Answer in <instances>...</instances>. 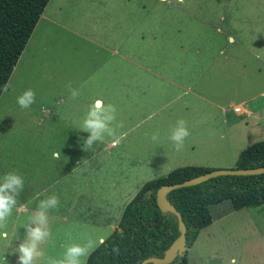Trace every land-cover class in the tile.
Returning a JSON list of instances; mask_svg holds the SVG:
<instances>
[{
  "label": "rangeland",
  "instance_id": "1",
  "mask_svg": "<svg viewBox=\"0 0 264 264\" xmlns=\"http://www.w3.org/2000/svg\"><path fill=\"white\" fill-rule=\"evenodd\" d=\"M194 1L189 6L202 13L212 0H196L195 5ZM98 31L101 38H114L115 28L101 27ZM121 36L132 40L130 32L127 36L117 31V37ZM78 38L62 31L47 56L42 50L37 52L41 43L38 40L19 63L16 80L11 81L12 90L9 87L12 96L5 90L1 97L0 176L16 171L24 177L25 186L18 198L20 206L4 229L8 239L0 238V264H17L13 250L24 236L21 225L36 210L37 194H42L40 198L53 194L59 197V207L49 212L51 239L42 247L47 256L60 258L69 243H82L89 238L99 242V237H108L119 223L126 199L144 182L192 162H212L199 153L175 156L173 143L161 136L152 141L155 130L152 124H137L135 110L130 107L133 99L126 92L125 82L129 77L133 86L140 85L138 80L141 77L144 80L148 73L136 64L115 58L108 47H90ZM164 44L151 42L148 54L144 51L143 61L137 62L160 67V54L162 64L166 59L172 63L174 43L170 39ZM51 56L54 60L48 63L47 57ZM116 71L118 76H109ZM122 71L128 76H123ZM242 78L235 79L234 84L242 86ZM248 80L252 78L246 77L245 81ZM30 84L35 87L36 102L29 109H22L13 94H22ZM69 84L81 90L75 100L69 99ZM143 85L149 87L152 96L160 88V80L150 76ZM96 97L117 107L114 127L125 137L115 145L106 138L104 143L85 151L81 145L88 133L80 131L79 125ZM46 106L52 108L48 116L46 110H41ZM245 120L246 117L238 118L239 124L229 128L228 137L216 142L220 152H214L213 148L211 154L205 155L218 163L210 168H234L244 148L264 139V132L253 134L248 126L244 127ZM119 124L123 127H118ZM195 151H199L197 146ZM54 152L60 153L59 159L53 158ZM115 211L117 216H108ZM210 212L211 224L201 229L187 249V264H264V210H235L229 201H223L211 206Z\"/></svg>",
  "mask_w": 264,
  "mask_h": 264
},
{
  "label": "crops",
  "instance_id": "2",
  "mask_svg": "<svg viewBox=\"0 0 264 264\" xmlns=\"http://www.w3.org/2000/svg\"><path fill=\"white\" fill-rule=\"evenodd\" d=\"M189 3L191 0H48L0 100L5 89L12 96L11 83L16 80L19 63L29 47L33 50L39 40L37 52L42 50L47 56L55 47L56 37L62 31L71 32L85 45L108 47L115 58L136 64L148 73L145 79L151 76L160 80V88L151 96L149 87L143 85L145 79L141 77L138 80L141 84L133 86V79L125 78L137 124H152L159 136L170 141L172 127L184 119L190 135L180 152L173 150L175 156L199 153L204 160L212 161L187 166L218 164L205 155L211 154L213 148L214 152H220L216 142L228 137L229 128L239 124L238 118H247L244 127L248 126L251 133L264 132V0H212L202 13L194 6L193 11ZM101 27L115 28L114 38H101L98 31ZM117 31L127 36L130 32L132 40L118 38ZM170 39L174 43L172 63L166 59L162 64L160 54V67L137 62L144 57V51L148 54L151 42L165 45ZM134 46L142 48L135 50ZM53 60L54 57H47L48 63ZM112 75L118 76V71L109 73ZM122 75L128 73L122 71ZM238 77H243L242 86L234 84ZM246 77L252 80L245 81ZM29 89L34 90V85L30 84ZM14 94L16 98L19 96ZM97 99L102 100L96 97L93 102ZM237 106L241 113L234 111ZM41 110H46L47 116L52 112L49 106ZM133 196L126 199L127 203ZM244 208L264 210L262 206ZM117 214L110 212L108 216ZM104 239L99 237V242Z\"/></svg>",
  "mask_w": 264,
  "mask_h": 264
},
{
  "label": "trees",
  "instance_id": "3",
  "mask_svg": "<svg viewBox=\"0 0 264 264\" xmlns=\"http://www.w3.org/2000/svg\"><path fill=\"white\" fill-rule=\"evenodd\" d=\"M47 2L0 0V94ZM262 166L264 139L243 149L234 168ZM212 169L204 166L179 167L144 182L125 205L117 228L99 243L87 264H139L148 257H164L179 236L180 229L177 215L162 210L157 204L158 188L202 175ZM164 198L181 215L186 226L185 246L188 249L201 229L211 224V206L229 201L235 210L264 207V173L219 175L195 185L169 190ZM165 264H187V250Z\"/></svg>",
  "mask_w": 264,
  "mask_h": 264
},
{
  "label": "clouds",
  "instance_id": "4",
  "mask_svg": "<svg viewBox=\"0 0 264 264\" xmlns=\"http://www.w3.org/2000/svg\"><path fill=\"white\" fill-rule=\"evenodd\" d=\"M6 90V89H5ZM69 99L75 100L81 95V90L68 86ZM17 104L22 109H29L36 102L34 90L26 89L17 97ZM117 107L102 100L97 99L91 103L82 118L79 130L87 132L88 135L83 139L81 147L85 151H90L97 143H104L106 138H110L112 144L120 143L125 133H117ZM123 127L122 124L117 125ZM190 135L187 122L179 119L172 127L169 140L173 143L175 151L180 152L186 138ZM151 140H159V132L151 135ZM60 153L54 152L53 158L59 159ZM25 179L16 172L9 171L0 176V238L8 239V233L4 231L9 217L14 210L19 208V196L24 190ZM37 194L34 199L38 201L36 210L31 213L27 223L22 224L24 228L23 239L15 245L13 250L17 254V264H87L88 258L99 246V242L94 239H87L84 242H72L64 247L60 258L47 256L42 245H45L52 236L49 226V212L59 207V197L55 194L44 196Z\"/></svg>",
  "mask_w": 264,
  "mask_h": 264
},
{
  "label": "water",
  "instance_id": "5",
  "mask_svg": "<svg viewBox=\"0 0 264 264\" xmlns=\"http://www.w3.org/2000/svg\"><path fill=\"white\" fill-rule=\"evenodd\" d=\"M264 173V166L256 167V168H247V169H238V168H218L212 169L211 171L204 173L199 176L192 177L190 179L184 180L182 182L174 183V184H165L158 188L156 192V201L159 207L162 210H169L174 212L178 217V224L180 229L179 236L174 240L173 244L171 245L170 249L166 253V255L162 258L157 257H148L141 261L139 264H146L148 262H154L157 264H165L171 262L177 255H181L187 250L185 246L186 241V226L181 218L180 213L175 209L173 204H171L167 199L164 198V194L172 189L195 185L206 181L212 177H216L219 175H226V174H235V175H248V174H261Z\"/></svg>",
  "mask_w": 264,
  "mask_h": 264
},
{
  "label": "built area",
  "instance_id": "6",
  "mask_svg": "<svg viewBox=\"0 0 264 264\" xmlns=\"http://www.w3.org/2000/svg\"><path fill=\"white\" fill-rule=\"evenodd\" d=\"M234 111L237 112V113H241V108L239 106L235 107L234 108Z\"/></svg>",
  "mask_w": 264,
  "mask_h": 264
}]
</instances>
